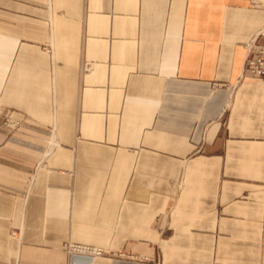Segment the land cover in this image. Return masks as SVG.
I'll return each instance as SVG.
<instances>
[{"label": "crops", "instance_id": "1", "mask_svg": "<svg viewBox=\"0 0 264 264\" xmlns=\"http://www.w3.org/2000/svg\"><path fill=\"white\" fill-rule=\"evenodd\" d=\"M257 36L264 0H0V264H264Z\"/></svg>", "mask_w": 264, "mask_h": 264}, {"label": "built area", "instance_id": "2", "mask_svg": "<svg viewBox=\"0 0 264 264\" xmlns=\"http://www.w3.org/2000/svg\"><path fill=\"white\" fill-rule=\"evenodd\" d=\"M247 54L244 61V70L250 75L264 79V37L257 36L246 46ZM63 249L69 257L70 263L91 261L94 256L102 254L96 247L67 242ZM230 264V263H214Z\"/></svg>", "mask_w": 264, "mask_h": 264}, {"label": "rangeland", "instance_id": "3", "mask_svg": "<svg viewBox=\"0 0 264 264\" xmlns=\"http://www.w3.org/2000/svg\"><path fill=\"white\" fill-rule=\"evenodd\" d=\"M52 46L48 47V52L49 54L52 53ZM13 108H11L10 106L0 103V126L2 127V129H4V132H0V136L4 138L9 134V133H14L16 132L19 127H20V121L15 119L13 116ZM5 141V139L3 140ZM50 145H52V143H48V148H50ZM97 248V247H96ZM100 249V248H98ZM216 263V262H215ZM214 264V263H213Z\"/></svg>", "mask_w": 264, "mask_h": 264}]
</instances>
